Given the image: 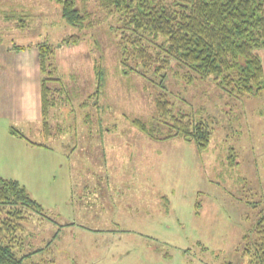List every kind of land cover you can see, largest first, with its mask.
<instances>
[{"label": "rangeland", "instance_id": "374dc122", "mask_svg": "<svg viewBox=\"0 0 264 264\" xmlns=\"http://www.w3.org/2000/svg\"><path fill=\"white\" fill-rule=\"evenodd\" d=\"M98 3L78 2L90 14L79 28L52 0H0V177L22 185L48 216L25 223L19 254L26 264H247L243 240L264 214V93L235 98L209 80L170 74L168 100L208 124L209 145L151 139L132 121L152 122L157 87L124 72L119 16ZM71 36L80 42L61 44ZM41 43L54 50L58 79L48 138L24 87L36 71L20 63L35 62ZM69 174L76 185L100 186L95 205L65 201ZM48 219L62 227L57 237Z\"/></svg>", "mask_w": 264, "mask_h": 264}, {"label": "trees", "instance_id": "16d2710c", "mask_svg": "<svg viewBox=\"0 0 264 264\" xmlns=\"http://www.w3.org/2000/svg\"><path fill=\"white\" fill-rule=\"evenodd\" d=\"M52 1L60 6L61 18L67 24L90 26V14L78 8V2L86 4L90 0ZM97 1L107 15L119 16L122 64L128 67L124 72L134 71L157 87L152 122L132 121L151 139L178 137L194 142L200 151L209 145L208 124L176 111L168 100L165 83L170 74L180 76L185 84L209 80L235 98L264 93V0ZM79 42L78 37L71 36L61 44ZM14 50L24 48L15 46ZM37 54L42 75V134L48 138L51 136L48 115L55 106V91L50 84L58 79L51 76L53 48L41 43ZM129 60L135 63L129 64ZM10 134L31 145L45 147L15 130ZM34 215L48 217L22 185L0 177V264H26V256H21L18 248L25 223ZM251 233L252 237L243 240L241 256L247 264H264V214L259 216Z\"/></svg>", "mask_w": 264, "mask_h": 264}, {"label": "crops", "instance_id": "0c3cea01", "mask_svg": "<svg viewBox=\"0 0 264 264\" xmlns=\"http://www.w3.org/2000/svg\"><path fill=\"white\" fill-rule=\"evenodd\" d=\"M34 57H36L35 58V60H36L35 62H30V61L26 60L28 58L27 57V58H25V60H20V63L22 61H24L26 63H33V65L29 67V69H33L34 71H36V73H34L33 75H31L29 73H28L29 75H27V74L24 75V76H28V77H33L34 79H32V81H30V83L27 86H24V85L23 86L26 87L25 90H27V91L28 90L34 91V93L36 95V96H34V98H35L34 101L36 103H38V107H37V113L38 114L36 115V119H39L41 121V73H40L39 66H38V54H37V50L34 53ZM6 76H8V75H6ZM10 76H12L13 78L16 77V75H14V74L13 75H10ZM28 77H24V79H27ZM9 79H11V78L9 77ZM18 79H20V77ZM13 80H16V78L13 79ZM15 85H16V83H15ZM52 152L53 151L48 152V153H43V154L45 156H51L52 157V154H54ZM35 154L36 155H39V153H35ZM22 155L23 154L19 155L18 157H22ZM62 157L63 158L65 157V159L66 158L69 159V157H68L67 154L64 155V156H62ZM67 177L69 178L70 182H68V186H67V188H65V190H66V193H65V201L69 205H71V204L73 205L72 199H74V200L76 199L75 205L78 208H79V205L81 207H84V206L85 207H88V206L95 205L96 200H93V199L94 198L96 199L97 194H99V188H100V186H97L98 189L96 190V189H91V187L90 186H87V185H85V186H83L82 184L81 185H76V183L74 182V178L71 176V174H69ZM110 197H111V195H110ZM100 198L102 200H104L103 199L104 197H102V195H101ZM110 201H112V200H110ZM73 216H79L81 218V214L79 212H76V214L73 212L72 213V217ZM50 223L52 224V225H50V224L49 225L52 227L51 230L54 233L53 236L56 234L55 237H57L58 234H59V232H61L63 229H61L62 227H60V225H57L56 222H55V220H53V219H50ZM38 224H39V222H38ZM56 226H59V227L57 228Z\"/></svg>", "mask_w": 264, "mask_h": 264}]
</instances>
